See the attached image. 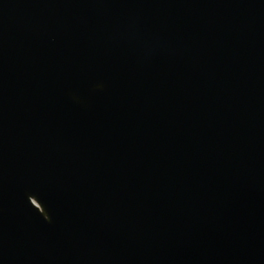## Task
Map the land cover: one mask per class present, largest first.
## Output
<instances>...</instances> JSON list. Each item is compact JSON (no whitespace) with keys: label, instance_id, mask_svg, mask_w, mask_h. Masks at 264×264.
<instances>
[{"label":"water","instance_id":"95a60500","mask_svg":"<svg viewBox=\"0 0 264 264\" xmlns=\"http://www.w3.org/2000/svg\"><path fill=\"white\" fill-rule=\"evenodd\" d=\"M0 264H264V0H0Z\"/></svg>","mask_w":264,"mask_h":264}]
</instances>
